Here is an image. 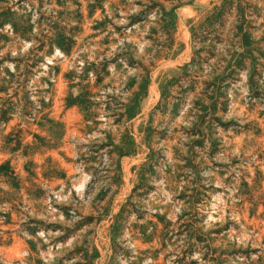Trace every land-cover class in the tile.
<instances>
[{"label":"rangeland","instance_id":"rangeland-1","mask_svg":"<svg viewBox=\"0 0 264 264\" xmlns=\"http://www.w3.org/2000/svg\"><path fill=\"white\" fill-rule=\"evenodd\" d=\"M0 264H264V0H0Z\"/></svg>","mask_w":264,"mask_h":264}]
</instances>
